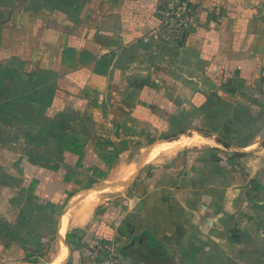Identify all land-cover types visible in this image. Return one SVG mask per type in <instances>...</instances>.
<instances>
[{"label":"crops","instance_id":"obj_1","mask_svg":"<svg viewBox=\"0 0 264 264\" xmlns=\"http://www.w3.org/2000/svg\"><path fill=\"white\" fill-rule=\"evenodd\" d=\"M171 1L0 0V264H264V0Z\"/></svg>","mask_w":264,"mask_h":264},{"label":"built area","instance_id":"obj_2","mask_svg":"<svg viewBox=\"0 0 264 264\" xmlns=\"http://www.w3.org/2000/svg\"><path fill=\"white\" fill-rule=\"evenodd\" d=\"M158 24L151 38L172 45H183L198 21L194 0H173L157 10ZM89 264H123L116 250L100 242L85 250Z\"/></svg>","mask_w":264,"mask_h":264},{"label":"bare ground","instance_id":"obj_3","mask_svg":"<svg viewBox=\"0 0 264 264\" xmlns=\"http://www.w3.org/2000/svg\"><path fill=\"white\" fill-rule=\"evenodd\" d=\"M174 150H175V148H174ZM104 192H107L106 190H96V191H94V192H92V193H90V197L94 200L98 195H100V194H102V193H104ZM85 198V197H84ZM83 197H80V198H77L74 202H72V205H71V207H70V209H69V211H68V213H67V215H66V217L69 215V213L78 205V204H80L81 203V201H83V199H84ZM92 200V201H93ZM91 209V208H90ZM90 213V212H89ZM62 233L64 234L65 233V231H66V219L64 220V222H63V224H62ZM63 238V237H62ZM61 246V248H60V255H59V259H58V261L57 262H61L65 257H66V255H67V252H68V250H67V248H66V246H65V244H62V245H60Z\"/></svg>","mask_w":264,"mask_h":264},{"label":"rangeland","instance_id":"obj_4","mask_svg":"<svg viewBox=\"0 0 264 264\" xmlns=\"http://www.w3.org/2000/svg\"><path fill=\"white\" fill-rule=\"evenodd\" d=\"M198 145H204L205 143H197ZM1 162H4V163H6L7 164V168L8 167H10L11 168V166H12V163H14V161H15V159H6V160H0ZM14 180V179H13ZM11 196V194H5V192H0V205H1V207H0V209L2 210V209H6V203H5V201L9 198ZM8 208V207H7ZM33 260H35V259H33ZM32 260V261H33Z\"/></svg>","mask_w":264,"mask_h":264},{"label":"trees","instance_id":"obj_5","mask_svg":"<svg viewBox=\"0 0 264 264\" xmlns=\"http://www.w3.org/2000/svg\"><path fill=\"white\" fill-rule=\"evenodd\" d=\"M94 247V246H93ZM30 262H32V261H30Z\"/></svg>","mask_w":264,"mask_h":264}]
</instances>
